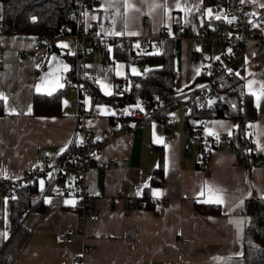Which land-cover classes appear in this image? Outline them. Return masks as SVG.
Instances as JSON below:
<instances>
[{
    "label": "crops",
    "instance_id": "obj_1",
    "mask_svg": "<svg viewBox=\"0 0 264 264\" xmlns=\"http://www.w3.org/2000/svg\"><path fill=\"white\" fill-rule=\"evenodd\" d=\"M243 2L250 9L264 11V0ZM204 6L201 0H97L87 2L81 16L84 25L96 24L97 33L125 38L132 44L149 37L150 52L163 31L177 49L173 57L178 55L177 86L186 88L180 93L186 95L194 90L195 82L201 81L195 89L203 85L198 76L204 64L192 58L196 54L209 58L202 53L204 41L196 36L200 29L196 28L197 12ZM180 25L192 27L191 35L181 32ZM52 43L55 52L49 54L45 46L32 50V36L0 35V99L4 105L0 176L4 178L19 179L44 155L55 160L74 137L77 91L75 82L68 86V73L75 41L71 34H61ZM111 50L109 45L108 60L102 61L98 48L88 47L87 58L80 64L90 70L85 83H94L105 96L120 91L118 82L124 86L122 82L134 75L129 72L130 63H136L113 59ZM238 62L244 90L252 96L256 110L252 141L256 152L264 156V43L254 47L247 39ZM139 66L140 73L143 65ZM64 87L57 114H31L33 94L50 95ZM106 90L111 94H105ZM82 103L88 112L86 126L100 144L92 156L110 164L107 170L90 167L83 175V188L99 213L98 220L80 225L74 195L50 190L40 194L42 210H29L10 229L7 197L0 196V264H242L244 217L239 212L248 198L264 205V169L251 161H238L228 150L235 121L228 117L204 120L201 129L216 134L217 143L225 149L210 151L198 167V160L183 152L189 142L181 134L179 116L170 139L157 120L125 119V106L114 100L92 103L86 89ZM140 110L146 114L148 107ZM160 151L162 172L155 178ZM152 177L156 182L152 183ZM138 201L141 206L135 204ZM195 202L218 205L219 213L199 214L194 211ZM128 203L134 205L125 208ZM130 226L132 239L128 240L125 229ZM67 227L80 231L70 243H56L54 233Z\"/></svg>",
    "mask_w": 264,
    "mask_h": 264
},
{
    "label": "trees",
    "instance_id": "obj_2",
    "mask_svg": "<svg viewBox=\"0 0 264 264\" xmlns=\"http://www.w3.org/2000/svg\"><path fill=\"white\" fill-rule=\"evenodd\" d=\"M224 0H201L202 6L209 5L215 10ZM88 3L91 0H87ZM0 35L19 33L24 36L40 37L45 40L54 35L65 34V30H72L73 23L68 19L67 12L73 6V0H0ZM263 16L264 11H259ZM199 15V14H197ZM197 23L204 22V17L199 15ZM219 25V22L215 23ZM162 49L157 52H148L138 45L132 44L125 38H114L112 57L125 62L142 64L140 73L130 76L128 85L121 87L118 82L119 94L105 96L100 93L97 86L92 82H86L85 87L89 93L90 101H115L119 106L131 105L142 108L152 105L151 99L156 96L157 102H164L163 112H168L179 103L186 105L182 113L181 121L189 128H197L200 120L210 118H230L235 121L233 139L228 144L235 145L239 138H243L247 145L252 140V125L255 120L256 110L252 96L244 90L242 67L234 75L222 74L214 81L212 90L216 93L213 103L201 105L202 89L190 90L186 95L180 94L186 88L178 89L176 86L177 73L174 66L172 53L173 41L163 34ZM108 46H98L102 61L108 60ZM75 63L71 61L68 73V86L75 80ZM199 80L203 79L198 76ZM197 78V79H198ZM67 86V87H68ZM67 87L62 88L50 95L33 94L31 99V114L55 115L60 109V100ZM229 97L236 100L231 108ZM4 114V105L0 99V116ZM131 118L130 116H125ZM114 122L113 116L110 118ZM264 130V118H263ZM202 155L196 166L202 167L201 163L206 160ZM252 154L249 150L239 151L238 161L247 163L251 161ZM162 172V154L159 152L158 166L154 176ZM151 178L152 183L156 182ZM159 180V179H157ZM45 191L43 194L48 193ZM41 190L37 184L24 185L11 192L7 197L8 218L10 229L16 227L22 217L29 210H42ZM147 199V198H146ZM144 206H148L146 202ZM194 211L199 214H217L219 207L215 204H193ZM244 217L242 227L241 262L242 264H264V205L261 200L255 198L245 199L239 212Z\"/></svg>",
    "mask_w": 264,
    "mask_h": 264
},
{
    "label": "built area",
    "instance_id": "obj_3",
    "mask_svg": "<svg viewBox=\"0 0 264 264\" xmlns=\"http://www.w3.org/2000/svg\"><path fill=\"white\" fill-rule=\"evenodd\" d=\"M94 3L97 0H91ZM87 4V0H73V6L67 12L68 19L73 23V28H67L65 34H71L75 41L74 44V63H75V87L77 91L78 112L76 115V124L74 129V137L67 144L63 152L55 160H50L49 156L44 155L41 161L36 165L27 168L22 173L19 179H7L0 176V196L8 197L14 190L21 188L24 185L37 184L42 194L47 190H53L60 194L74 195L75 215L76 220L80 225L96 222L99 218V213L92 208L89 203L88 194L83 188V175L88 168L107 170L110 164L102 159L93 158L92 153L99 147L93 137L91 130L86 126L85 118L88 114L86 107L82 103L83 94L86 92L85 76L89 73L86 67H80L83 60L87 58V48H97L100 45H111L114 37L97 33L95 31L96 24L92 23L89 26L82 22V12ZM219 22V25L215 23ZM200 29L196 36L202 41H210L215 45L223 47L220 52V58L211 63H205L199 70V76L202 77L203 85L201 87V105H209V101L217 95L212 90L214 81L222 74L234 75L241 68L238 59L243 52V44L247 39L253 41V46L258 47L264 43V16H260L257 10L250 9L246 6L243 0H224L223 4L216 11V15H208L204 18V22L199 25ZM178 29L191 35L192 27L188 25H180ZM58 35H54L51 39L43 41L40 37L33 38L32 50L37 51L40 47L45 46L49 54H53L54 48L52 39ZM163 35L159 34L155 42L157 50L162 49ZM150 38H140L136 43L140 48L146 50L150 47ZM203 47V45H202ZM177 49L172 48L173 57ZM0 59H2V51H0ZM18 60L21 57L18 56ZM193 60H205L203 55L196 54ZM208 60V58L206 59ZM231 70V71H230ZM60 78H64V74H60ZM216 99V98H215ZM152 105H146L148 112L143 114L140 108L131 106L127 110V115L138 119L139 121L157 120L159 121L170 139L173 138L175 130L174 124L177 117L173 114L174 110L180 108L182 112L186 110L184 103H179L168 112H163L164 102H157L156 96L151 99ZM229 105L234 107L236 100L229 97ZM142 107V108H144ZM204 120L198 122L197 128H189L182 124L181 134L188 139L189 145L184 148V153L192 154V156L200 160L202 155L207 156L212 150H224V146L217 143L216 134L213 132L206 133L203 131ZM110 130H114L112 124ZM193 143L194 147L190 146ZM243 138H239L235 145L228 144V150L236 155L239 151L249 150L252 154L251 165L258 166L264 169V156H260L253 144V141L247 145ZM43 182V186L41 185ZM137 206H141V201L135 202ZM134 204L128 203L125 208H131ZM80 230L76 227L62 228L56 231L53 235V240L59 244H67L72 241V237ZM132 227H127L125 233L126 238L132 239ZM182 242L188 241L187 238H181ZM83 252L87 251L86 247L82 248Z\"/></svg>",
    "mask_w": 264,
    "mask_h": 264
},
{
    "label": "rangeland",
    "instance_id": "obj_4",
    "mask_svg": "<svg viewBox=\"0 0 264 264\" xmlns=\"http://www.w3.org/2000/svg\"><path fill=\"white\" fill-rule=\"evenodd\" d=\"M209 9L211 10L210 12H209ZM197 14H199V15L203 16L204 18H206L208 15H213V14L216 15V9L213 10V9H211V7L209 5H205L202 9L199 8ZM196 28H198V29L200 28L198 24L196 25ZM156 41H157V39H156ZM222 49H223V47L220 46V45H215V44H213L210 41H204V47L202 48V53L203 54H207L209 56V58H208V60H198V62L199 63H203V64L213 62V60H216L217 57L220 58V52L222 51ZM157 51L158 50H157V48H155V44H154L153 47L151 48V52H157ZM148 52H150V51H148ZM177 63H178V55H176V58L174 60L175 70H177V67H176ZM139 65H140L139 63H130L131 70L129 72L133 73L134 75L138 74L139 73V68H140ZM133 69L135 71H133ZM177 80H178V78H176V86L178 85ZM128 83H129V80L122 82V85L126 86V85H128ZM198 84H201V81H200V83L199 82H195V84L192 86L193 89H195L196 88L195 85L197 86ZM192 87H190V88L192 89ZM71 90L74 92L73 89H71ZM119 93H120V91L117 92V94H119ZM129 107H131V105H125L124 111L126 113H127V110H128ZM173 113L176 116H179V118H180L182 116L183 112L181 111L180 108H177L176 110H174ZM190 146L193 148L194 147L193 143H190ZM183 152H184V150H183ZM185 154H187V153H185ZM187 155L192 156V154H187Z\"/></svg>",
    "mask_w": 264,
    "mask_h": 264
},
{
    "label": "snow or ice",
    "instance_id": "obj_5",
    "mask_svg": "<svg viewBox=\"0 0 264 264\" xmlns=\"http://www.w3.org/2000/svg\"><path fill=\"white\" fill-rule=\"evenodd\" d=\"M211 10L209 9V12H210ZM64 47H67V45H64ZM217 59H219L218 57H217ZM65 70H67V66H65ZM133 71H135L134 69H133ZM231 71V70H230ZM98 83H99V81H98ZM251 83V82H250ZM62 86V85H61ZM102 87H105L103 84L101 85ZM262 87H264V86H262ZM49 94H51V93H49ZM105 94H107V95H110L111 93L110 92H108L107 90L105 91ZM262 95H264V92H262ZM41 185L43 186V182H41ZM214 202H216V203H220V200L219 199H216Z\"/></svg>",
    "mask_w": 264,
    "mask_h": 264
},
{
    "label": "water",
    "instance_id": "obj_6",
    "mask_svg": "<svg viewBox=\"0 0 264 264\" xmlns=\"http://www.w3.org/2000/svg\"><path fill=\"white\" fill-rule=\"evenodd\" d=\"M199 21H200V17H198ZM199 25H200V22H199ZM203 58L206 60L207 59V56L206 55H203ZM215 101V98H212L210 101H209V104L213 103Z\"/></svg>",
    "mask_w": 264,
    "mask_h": 264
}]
</instances>
